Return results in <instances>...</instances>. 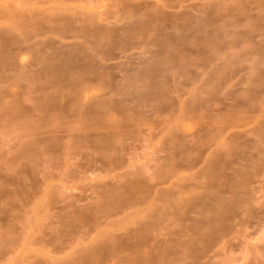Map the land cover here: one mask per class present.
<instances>
[{
	"label": "rangeland",
	"instance_id": "1",
	"mask_svg": "<svg viewBox=\"0 0 264 264\" xmlns=\"http://www.w3.org/2000/svg\"><path fill=\"white\" fill-rule=\"evenodd\" d=\"M0 264H264V0H0Z\"/></svg>",
	"mask_w": 264,
	"mask_h": 264
}]
</instances>
